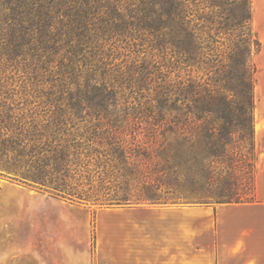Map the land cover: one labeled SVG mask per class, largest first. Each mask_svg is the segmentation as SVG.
<instances>
[{
  "label": "trees",
  "instance_id": "1",
  "mask_svg": "<svg viewBox=\"0 0 264 264\" xmlns=\"http://www.w3.org/2000/svg\"><path fill=\"white\" fill-rule=\"evenodd\" d=\"M259 46L251 0H0V73L92 109L26 126L0 77V174L105 206L256 202ZM147 79L154 116L100 111Z\"/></svg>",
  "mask_w": 264,
  "mask_h": 264
},
{
  "label": "rangeland",
  "instance_id": "2",
  "mask_svg": "<svg viewBox=\"0 0 264 264\" xmlns=\"http://www.w3.org/2000/svg\"><path fill=\"white\" fill-rule=\"evenodd\" d=\"M251 7L253 29L260 42L259 49L252 55L256 66L253 125L255 121L258 124L257 130L254 127L255 194L256 202L264 203V0L259 22H256L258 26L253 19V0ZM142 50L145 52L139 53L138 65L143 59L150 61L153 58L148 49ZM0 77L10 96L7 104L26 126L32 122L44 124L55 118L66 119L71 113L84 115L92 111L85 104L80 108L54 100L48 94L49 85L28 79L26 73L13 67L5 69ZM123 91L122 96L105 102L100 111L113 118L154 116L157 107L152 79H147L140 90L130 85ZM184 201L105 206L60 197L11 175L0 174V264H58L64 260L92 257V230L100 215H107L115 208L191 204Z\"/></svg>",
  "mask_w": 264,
  "mask_h": 264
},
{
  "label": "crops",
  "instance_id": "3",
  "mask_svg": "<svg viewBox=\"0 0 264 264\" xmlns=\"http://www.w3.org/2000/svg\"><path fill=\"white\" fill-rule=\"evenodd\" d=\"M253 6L258 26L263 0ZM92 232V257L58 264H264L259 201L115 208Z\"/></svg>",
  "mask_w": 264,
  "mask_h": 264
},
{
  "label": "bare ground",
  "instance_id": "4",
  "mask_svg": "<svg viewBox=\"0 0 264 264\" xmlns=\"http://www.w3.org/2000/svg\"><path fill=\"white\" fill-rule=\"evenodd\" d=\"M257 9L259 10L260 8H259V5L257 4ZM258 89H259V87H258ZM257 93H258V91H257ZM259 95V94H258ZM255 111V110H254ZM262 112V111H261ZM255 119H257V117H256V115H255ZM254 127H255V130H257V128H258V124L256 123V121H255V125H254ZM259 130V129H258Z\"/></svg>",
  "mask_w": 264,
  "mask_h": 264
}]
</instances>
